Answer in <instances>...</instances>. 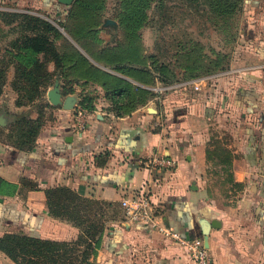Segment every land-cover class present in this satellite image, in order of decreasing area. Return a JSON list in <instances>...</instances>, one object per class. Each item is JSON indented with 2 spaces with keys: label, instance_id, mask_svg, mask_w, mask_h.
Instances as JSON below:
<instances>
[{
  "label": "crops",
  "instance_id": "0c3cea01",
  "mask_svg": "<svg viewBox=\"0 0 264 264\" xmlns=\"http://www.w3.org/2000/svg\"><path fill=\"white\" fill-rule=\"evenodd\" d=\"M40 1L46 11L56 4ZM244 4L252 8L248 20L255 25V36L243 39L245 49L253 51V63L241 68L246 71L236 76L240 81L232 75L226 79L229 93L221 105L223 113L211 109L192 84L184 90L174 83L154 91L130 113L116 116L101 85L80 83L88 95L92 86L98 87L104 98L101 109L86 118L84 129L78 127L74 108L54 106L35 144L20 150L7 139L9 113L2 109L6 124L0 125V176L17 184V190L0 195V235L13 231L54 240L76 238L79 229L52 217L47 207L45 188L65 185L82 196L110 202L107 213L118 214L106 221L94 264H193L180 243L165 239L148 224L123 221L120 200L149 181L156 220L182 238L203 239L198 216L217 221L208 233L213 264H264V0H244ZM53 68L50 63L48 69ZM250 89L253 96L245 92ZM74 96L76 104L78 96ZM208 116L226 122L221 145L230 155L228 168L217 157L207 158L210 140L222 137L205 126ZM160 155L172 157L173 167L153 171L151 161ZM216 166L225 171L215 172L221 174L220 180L240 184L233 193L222 195L209 183L214 180L211 167ZM22 178L36 188L24 186ZM0 264L16 263L0 251Z\"/></svg>",
  "mask_w": 264,
  "mask_h": 264
},
{
  "label": "trees",
  "instance_id": "16d2710c",
  "mask_svg": "<svg viewBox=\"0 0 264 264\" xmlns=\"http://www.w3.org/2000/svg\"><path fill=\"white\" fill-rule=\"evenodd\" d=\"M104 2L73 0L72 5L66 7L55 0L56 4L65 8L62 10L65 16L57 18L65 34L39 15L20 11L0 12V16H9L8 23L19 22L26 31L12 43L15 50L7 51L10 60L0 66V91L8 68L12 66L11 86L18 93V106L23 100L31 102L38 97L42 107H54L46 100L45 94L57 78L64 95L73 92V83H97L102 86L114 115L130 113L153 95L151 87L155 85V80L161 81L163 86L179 81L171 63L145 54L140 28L147 19V8L153 3L166 20L173 19V14L169 13L175 8L181 14V19L194 10L200 17L206 15L210 18L215 30L223 31L228 38L234 37L237 32L245 39L255 36L253 22L242 19L237 26L244 0H177V6L173 7L164 0H120L116 18L122 31L121 39L116 47L101 46L98 26L103 17ZM59 39L63 41V50L57 45ZM174 40L177 47L175 62L185 60L181 65L184 80L228 69L229 64L224 62L225 55L223 59L212 60L198 41ZM50 63L54 66L52 71L48 69ZM229 76L230 73H225L219 77L225 80ZM43 92L45 94L42 96ZM245 92L253 96L254 89ZM86 100L89 101L86 107L92 109L91 98L87 97ZM44 116L42 108L9 113L6 132L9 142L20 150L31 148L44 125ZM209 144L212 147L206 148L207 158L217 157L228 168L230 155L224 150L220 139L212 138ZM21 183L29 189L36 188V184L27 178H22ZM16 190L17 184L0 176V195H12ZM45 194L49 214L77 227V237L54 240L33 233L7 231L0 235V251L16 264H92L90 259L96 255L106 221L111 217L105 208L111 203L82 196L65 185L48 186Z\"/></svg>",
  "mask_w": 264,
  "mask_h": 264
},
{
  "label": "rangeland",
  "instance_id": "374dc122",
  "mask_svg": "<svg viewBox=\"0 0 264 264\" xmlns=\"http://www.w3.org/2000/svg\"><path fill=\"white\" fill-rule=\"evenodd\" d=\"M104 9H103V17L101 20V24L98 26V36L101 39V46H113L116 47L121 39L122 31L119 27V23L116 18V13L119 10V4L120 0H104ZM155 2V1H154ZM164 2H167L168 6H177V0H164ZM73 3V2H72ZM72 5V4H71ZM184 8V7H181ZM45 7L41 5L40 0H0V12H13V11H20V12H26L34 15H39L50 22H52L54 25H56L59 30L63 33V28H61L57 22V18L61 19L63 16H65L62 12L65 8L59 4H55V7L50 6L48 11L44 10ZM252 8L248 7L247 4L245 5L243 2L241 13L238 16L237 20V26L240 22V20H248V16L250 15L249 10ZM182 10V9H180ZM52 12V13H51ZM68 12V11H67ZM50 13V15L48 14ZM147 19L144 22L143 26L140 28V35H141V42L145 51V54H151L158 57L160 61H163L165 63H171L174 70H176L177 76H178V83L183 82L185 79L184 77V71L181 69L182 62L185 63V60L175 62L176 58V46H175V39L182 38L184 40L193 39L194 41H198L199 44L202 45L203 51L209 56L212 60L216 58H222L223 55L226 57L224 58V62L226 64H229L228 69L226 70H216L212 74L217 73H224L226 71L229 72V70L233 67L234 69L230 72L232 76L236 79V82L240 81V77H236L239 75L240 68H243L246 64H252V58L250 55L253 53V51H249L250 49H245V41L244 38L241 37L238 32L234 35L232 38H228L224 35L223 31L215 30L214 24L210 18L200 17V14H197L194 10L188 15L181 19L179 18L181 14L177 13V8H175L172 12L169 13V15L173 14L171 18L172 20H166L165 17H163V14H161L157 8L154 7V3L151 5V7L147 8L146 10ZM250 17V16H249ZM105 18H111L117 22V26H104L103 22ZM9 19V16L3 17L0 16V66L2 64L7 63L10 60V55L7 54V51L14 49V46H12V43L17 38H21L23 34L26 33L25 30L21 28V26L18 24L19 22L14 23H8L7 20ZM162 22H165L162 25ZM115 41V42H114ZM63 41L59 39L57 41V45L59 49L63 50L62 47ZM223 59V58H222ZM54 69V68H53ZM14 70L11 68V66L8 68V71L6 73V81L4 85L1 87L0 91V111L2 109H5L8 113L13 112H19L20 110H38L42 108V112H44L45 120L49 119L52 116V112L50 111V108H53L51 106H41L42 101L35 97L34 101H27L23 100L21 101V105H17V95L18 93L12 88L11 81H12V72ZM52 71V70H51ZM251 73V76H254L255 73ZM207 76V74H202V76ZM220 76V75H219ZM218 78V81H207L206 84L202 83L200 84V88L198 90L194 91L202 94L204 96L205 101L209 104L208 106L211 107V109L216 108L217 113H223L224 108L221 105L224 103V100L227 99V93H229V90H225V86L227 85V80H221L220 77ZM249 76V75H248ZM197 78V77H196ZM81 82H76L72 84L73 88V94H76L78 96V102L75 107V109L72 111L76 120L78 113L77 111L83 107L87 110L95 109V104L99 101L100 98V90L96 86L91 87V95H88L89 93H86L84 89L79 87V84ZM178 83H175L176 85ZM61 84V83H60ZM154 84H160L159 86L163 87L162 82L159 80H155ZM169 86V85H168ZM185 85H181L180 87L184 88ZM206 86V87H205ZM205 87V89H202ZM61 88V86H60ZM186 88H184L185 90ZM62 92V91H61ZM45 94V92L42 93V96ZM64 95V94H63ZM69 95V94H67ZM87 97L91 98L90 104L92 105V109H88L86 106L89 103ZM45 98L47 99V96L45 94ZM40 100V101H39ZM52 105V104H51ZM54 106V105H52ZM75 106V105H74ZM3 111V110H2ZM207 118L209 120L208 126L205 125L208 129L213 128V131H217L222 137H220V141L225 142V132H227L226 129H224V124L226 125V122L223 123V119L216 120V122L210 117ZM221 117L223 118V114H221ZM211 176H213L214 180H210V184L212 183L213 188H216L217 190L222 192V195L227 194V191L230 190L233 193V190L235 188V185L232 182H228L226 180H220L219 177L221 174L215 173V172H222V175L225 173V171L221 170L219 166H216V168H212ZM223 197V196H221ZM228 196L223 197L226 199ZM107 209V208H106ZM108 210V209H107ZM113 212L109 211L107 214L111 215ZM118 216V214H114L113 216ZM116 216V217H117ZM121 216V212H119V217ZM115 217V218H116ZM123 218V217H122ZM113 217H109L107 220H112ZM94 257H91V262L94 264Z\"/></svg>",
  "mask_w": 264,
  "mask_h": 264
},
{
  "label": "built area",
  "instance_id": "2783aa9c",
  "mask_svg": "<svg viewBox=\"0 0 264 264\" xmlns=\"http://www.w3.org/2000/svg\"><path fill=\"white\" fill-rule=\"evenodd\" d=\"M252 68L253 67H248L246 69L251 70ZM232 70L230 69L229 72H231ZM238 70L239 73L246 71L245 69L241 68ZM226 72L228 73V71ZM226 72L202 76L190 80H183V82H180L177 85L181 86L190 83L195 90H198L200 88V84H206L207 81L216 78L221 74H225ZM168 87L169 86H163V88H157V86H153L151 87V89L153 91H158ZM98 100L99 101L95 104V109L89 111L81 107L77 111V121L79 129H84L86 118L90 115H94L95 112L99 111L104 105V98L100 97ZM76 105L77 103L75 104L74 109ZM151 164V168L153 171L161 172L172 168L175 164V160L170 156L160 155L154 156ZM120 206L122 208L124 222L131 224H148L152 228H155L158 232H160L165 239H171L174 242L180 243L190 253L191 257L193 258V264H213L212 256L209 252L208 247L204 245V241L202 238H182L172 227L156 220L157 213L155 210L149 181H143V183L139 187L127 193L120 200Z\"/></svg>",
  "mask_w": 264,
  "mask_h": 264
},
{
  "label": "water",
  "instance_id": "95a60500",
  "mask_svg": "<svg viewBox=\"0 0 264 264\" xmlns=\"http://www.w3.org/2000/svg\"><path fill=\"white\" fill-rule=\"evenodd\" d=\"M60 4H63L64 6H70L73 2V0H57ZM104 26H117V22L111 18H105L103 22ZM47 99L50 104L54 106H62L66 110H71L74 108L76 97L74 95H63L60 88V82L59 79H55L54 83L51 88H49L46 92ZM6 124L5 116L3 114H0V125L4 126ZM198 223L201 228V232L203 234V241L204 245L208 247V233L211 227H217V221L215 220H209L205 217L198 216L197 217Z\"/></svg>",
  "mask_w": 264,
  "mask_h": 264
}]
</instances>
